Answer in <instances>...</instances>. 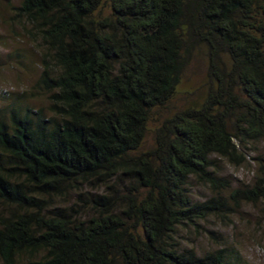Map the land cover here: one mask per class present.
I'll list each match as a JSON object with an SVG mask.
<instances>
[{
    "label": "trees",
    "instance_id": "obj_1",
    "mask_svg": "<svg viewBox=\"0 0 264 264\" xmlns=\"http://www.w3.org/2000/svg\"><path fill=\"white\" fill-rule=\"evenodd\" d=\"M17 11L43 49L50 107L0 113V260L245 264L236 249L198 256L178 235L227 208L222 196L194 201L191 180L216 186V158L243 164L246 147L264 141V0H22ZM197 47L207 97L138 153ZM256 160L255 184L233 198L264 197V155ZM84 186L107 191L54 204Z\"/></svg>",
    "mask_w": 264,
    "mask_h": 264
},
{
    "label": "rangeland",
    "instance_id": "obj_2",
    "mask_svg": "<svg viewBox=\"0 0 264 264\" xmlns=\"http://www.w3.org/2000/svg\"><path fill=\"white\" fill-rule=\"evenodd\" d=\"M22 0H0V113L9 116L12 107L49 112L50 101L40 85L43 49L33 33L32 26L23 18H18L17 8ZM102 13L110 14L108 2H104ZM212 82L209 78V61L204 47H197L187 63L180 85L172 100L162 108L151 112L147 132L138 153L151 150L155 146L156 130L177 112L190 107H198L207 97ZM246 161L235 164L227 159L216 158L214 171L218 184L192 179L189 187L196 202L211 198L225 199L227 208L201 221L199 226H182L178 241L182 248L193 250L198 256L221 249H236L245 264H264V197L254 200L246 192L255 184L259 173L256 158L264 155V141L251 144L243 152ZM120 194H123V187ZM105 186L90 189L84 186L81 191L73 192L64 198H54L59 207L76 205L78 193H105ZM82 205V204H81ZM83 211L91 213L90 206L84 204ZM8 209L0 204V214L6 215ZM0 264H4L0 260Z\"/></svg>",
    "mask_w": 264,
    "mask_h": 264
}]
</instances>
